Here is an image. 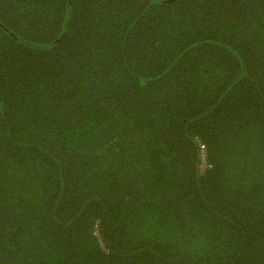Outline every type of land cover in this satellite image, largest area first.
Returning <instances> with one entry per match:
<instances>
[{"label":"trees","instance_id":"trees-1","mask_svg":"<svg viewBox=\"0 0 264 264\" xmlns=\"http://www.w3.org/2000/svg\"><path fill=\"white\" fill-rule=\"evenodd\" d=\"M0 264H264V0H0Z\"/></svg>","mask_w":264,"mask_h":264}]
</instances>
